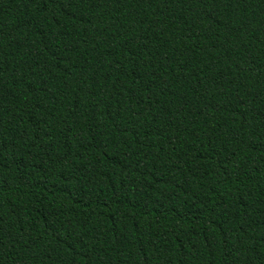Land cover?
Returning <instances> with one entry per match:
<instances>
[{
	"label": "trees",
	"instance_id": "trees-1",
	"mask_svg": "<svg viewBox=\"0 0 264 264\" xmlns=\"http://www.w3.org/2000/svg\"><path fill=\"white\" fill-rule=\"evenodd\" d=\"M0 264H264V0H0Z\"/></svg>",
	"mask_w": 264,
	"mask_h": 264
}]
</instances>
